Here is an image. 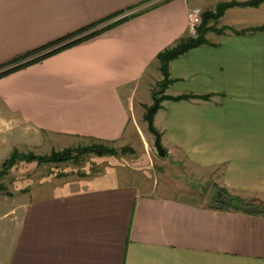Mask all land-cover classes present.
Here are the masks:
<instances>
[{"label":"crops","instance_id":"0c3cea01","mask_svg":"<svg viewBox=\"0 0 264 264\" xmlns=\"http://www.w3.org/2000/svg\"><path fill=\"white\" fill-rule=\"evenodd\" d=\"M190 6L194 0H0V65L133 14L1 77L0 136L24 127L78 142L127 141L137 108L149 93L152 100L147 71L187 35ZM219 20L237 32L260 27L264 4L227 8ZM205 38L169 62L164 94L209 98L162 100L153 126L166 155L209 173L215 190L264 199V29ZM96 178L74 190L31 189L8 225L0 264H264V216L220 210L194 190Z\"/></svg>","mask_w":264,"mask_h":264},{"label":"rangeland","instance_id":"374dc122","mask_svg":"<svg viewBox=\"0 0 264 264\" xmlns=\"http://www.w3.org/2000/svg\"><path fill=\"white\" fill-rule=\"evenodd\" d=\"M230 0H194V6L199 9V24L193 33L187 32L186 36H196V29L201 23L204 10H214L220 2ZM243 1V0H237ZM210 23L209 25H211ZM222 27L218 20L215 25ZM212 35V34H211ZM162 76L157 65H151L144 78L150 85L151 97L161 90L158 84ZM149 89V88H148ZM130 88L125 89L129 94ZM156 93H153V91ZM145 107L132 119L133 133L128 134L127 141L109 142L106 146L120 153L123 147L127 149L123 155H105L97 157L94 154L85 155L79 163H60L36 166L34 163L19 161L13 166L1 182L6 190L0 193V248L8 239V225L13 224L17 218L18 210L22 205L25 195L31 190L43 189L47 191H67L87 186L94 177L98 183L118 181L126 179L137 185L157 184L160 189L163 185L178 191L194 190L201 197L204 204H210L215 195L212 187V177L204 171L190 172L182 164H178L174 158L166 155L164 159L156 156L153 147V136L147 129L144 113L151 106L150 93ZM134 121V122H133ZM91 140L78 142L77 140L58 138L46 134H37L30 128H19L15 133L0 136V169L3 161L7 159L13 150L19 153L31 151L36 155H48L52 151H60L64 148H77L89 145ZM99 175V176H98ZM95 181V182H96ZM33 190V191H34ZM10 193V194H8ZM264 202V199H261ZM16 209V210H15ZM16 212V214H15Z\"/></svg>","mask_w":264,"mask_h":264},{"label":"trees","instance_id":"16d2710c","mask_svg":"<svg viewBox=\"0 0 264 264\" xmlns=\"http://www.w3.org/2000/svg\"><path fill=\"white\" fill-rule=\"evenodd\" d=\"M261 4H264V0H243V1L230 0V1L220 2L216 5L214 10L207 9L202 12L201 23L196 29L197 31L196 36L182 37L178 39L172 45L160 51L155 57V60L157 61V64H158V70L162 76V80L158 84V86L161 89V91L157 93L159 103L165 99L174 100V101L189 100V99H194V98L208 99L209 96L207 95H202V96L191 95V94H183V95H178V96L165 95L164 94L165 88L172 81L169 78V74H168L169 62L177 58L178 56L184 54L185 52H187L189 49L193 47H197L199 45L208 43L207 39L205 38V34L208 33L209 31H213L215 33H222L225 30H230L232 32L239 34L242 32L244 33V31L248 32V31H256V30L264 29V25H262L260 27H255V28L246 29V30L237 32L236 30L230 27L222 26L220 28H217L213 26L222 17L224 11L227 8L236 7V6L238 7H258ZM132 15L133 14L124 16L123 18H119L109 23H104L106 20L91 23L85 27L77 29L60 38H57L45 45L37 47L36 49H33L24 54H21L13 58L12 60L0 65V78L14 71L25 68L31 64L39 62L62 50H65L74 45H77L83 42L84 40L92 38L104 32L105 30L123 22L125 19H127L128 17ZM210 23L212 24L209 25ZM153 93H156V91L154 90ZM159 103L156 109L153 111V114L159 107ZM149 107H147V109ZM145 113H144V119H145ZM108 143H109L108 141L91 140V143L89 145L80 146L77 148H64L60 151H52L48 155H36L32 153L31 151L27 153H19L16 150H13L10 156L7 159H5L1 165L0 193L7 191L5 185H3L1 182L2 178H4V176H6L8 171L13 166H15L17 162L19 161H24L26 163H34L36 166L60 164V163H79L81 159L85 155H88V154H94L97 157H103L105 155L119 156V155H123L124 151L127 149L126 147H123L120 153H116L115 151H113L112 148H108L106 146ZM222 193L226 195L224 191H222ZM227 196H229V198L226 202H219L216 199V196L215 195L213 196V202L215 203L218 209L223 210V211H233V212H240V213L251 214V215L264 216L263 200L257 199V198L242 199L240 197L231 196V195H227Z\"/></svg>","mask_w":264,"mask_h":264},{"label":"water","instance_id":"95a60500","mask_svg":"<svg viewBox=\"0 0 264 264\" xmlns=\"http://www.w3.org/2000/svg\"><path fill=\"white\" fill-rule=\"evenodd\" d=\"M152 100H153L152 105L147 109L145 113V121L147 123V129L149 133L153 136V147H154L156 156L160 159H164L166 157L167 151L165 147L162 145L161 135L159 131L153 126V111L156 109L159 103V100L155 94L152 95ZM215 196L219 202H226L229 198V196L224 195L221 190H216Z\"/></svg>","mask_w":264,"mask_h":264},{"label":"built area","instance_id":"2783aa9c","mask_svg":"<svg viewBox=\"0 0 264 264\" xmlns=\"http://www.w3.org/2000/svg\"><path fill=\"white\" fill-rule=\"evenodd\" d=\"M199 9L196 7H191L187 11V29L189 32L193 33L194 28L199 24Z\"/></svg>","mask_w":264,"mask_h":264}]
</instances>
